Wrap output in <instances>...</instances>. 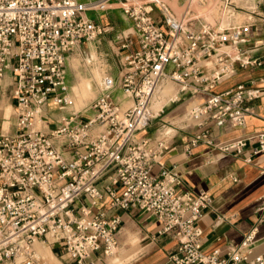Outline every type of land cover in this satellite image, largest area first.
Returning <instances> with one entry per match:
<instances>
[{
	"label": "built area",
	"instance_id": "built-area-1",
	"mask_svg": "<svg viewBox=\"0 0 264 264\" xmlns=\"http://www.w3.org/2000/svg\"><path fill=\"white\" fill-rule=\"evenodd\" d=\"M223 3L222 18L210 24L189 7L177 18L163 0H0V98L11 72L16 119L15 133H0V264H54L38 253V242L56 245L60 264H99L119 246L123 223L113 211L130 210L155 219L158 236L176 243L165 264H264V255H254V233L225 257L204 252L200 221L210 196L181 191L177 166L152 173L170 134L139 137L187 97L202 101L180 122L184 127L162 124L156 132L193 124L191 147L214 144L212 125L243 127L253 114L247 103L261 96L257 91H217L240 69L262 65L243 48L252 25L233 23L236 2ZM114 5L133 22L131 34L116 37L120 75L102 79L92 115L80 120L66 81L68 56L110 32L88 13ZM168 82L177 98L154 115V96ZM50 102L71 111L53 129L44 115ZM259 144L253 155L264 151V136Z\"/></svg>",
	"mask_w": 264,
	"mask_h": 264
},
{
	"label": "crops",
	"instance_id": "crops-1",
	"mask_svg": "<svg viewBox=\"0 0 264 264\" xmlns=\"http://www.w3.org/2000/svg\"><path fill=\"white\" fill-rule=\"evenodd\" d=\"M78 1L89 3L95 0ZM184 2L179 0L178 4ZM248 4V8H243L236 3L233 23L252 25L253 33L243 48L248 49L250 59L262 65L240 69L233 78L219 86L227 85L226 87H218L217 91L236 89L239 86L257 91L261 96L247 103L253 114L247 117L243 127L231 129L212 125L214 144L200 143L196 147H191L190 143L198 129L193 124L186 129L174 128L176 126L183 128L184 125L180 124L182 120L172 123V119L181 114L173 115L180 106L172 109L170 106L167 118H161L160 125L175 124L176 126L170 128L172 133L166 131L170 134L166 136L169 138V148L153 163L152 169L154 175H159L162 168L177 166L183 175L181 191L194 195L205 192L210 196L211 205L203 211L200 221L203 231L202 242L207 255L218 252L221 257L226 256L230 245H239L249 233L255 235L254 255H264V151L253 155V150L260 146V137L264 136V0H249ZM238 11H243L242 13L247 17L246 21L239 22L235 17ZM88 17L97 23L110 26L111 33L115 34V37L128 29H133V22L118 5H114L104 13L89 12ZM153 17L159 19V13L155 12ZM255 43L260 44L254 49ZM120 70L121 67L113 75L118 77ZM12 82L13 75L11 72L6 73L3 80L5 93L0 98V113L7 105L14 110ZM117 95L121 97V92H117ZM192 100L185 101L188 103L186 108L196 102ZM50 104L44 110V115L49 128L53 129L59 119L69 115L71 111L61 112L54 104ZM51 107L56 110L54 113L51 112ZM14 122L10 128L11 134L16 131V119ZM3 124L0 121V133H6ZM157 129L152 124L139 136L154 139ZM237 142L245 143L241 153H238L237 149L225 151V147ZM248 159H251V162H248ZM105 183L102 182L100 187ZM115 212L122 219V229L127 230L128 239L130 235L135 239L136 236L132 232H136L141 237L140 247L148 249L135 264H165L168 261L170 254L175 251L176 243L166 237L158 236L159 224L155 219L135 210L113 211ZM55 246L49 247L52 257L58 255Z\"/></svg>",
	"mask_w": 264,
	"mask_h": 264
},
{
	"label": "rangeland",
	"instance_id": "rangeland-1",
	"mask_svg": "<svg viewBox=\"0 0 264 264\" xmlns=\"http://www.w3.org/2000/svg\"><path fill=\"white\" fill-rule=\"evenodd\" d=\"M163 1L169 5V7L171 8V10L173 11V13L175 14L177 18H181L184 15L185 10L188 8L187 0H184L185 2L180 3V4H178V0H163ZM223 1L224 0H219L218 3H216V5L212 7V10H215L217 8V11H218L216 16L212 18L213 21L211 18L210 19L205 18V17H200V18L210 24H215L217 21H219L222 18V13L225 12L224 9L222 8V5L224 4ZM233 1H235L240 7H243V8L249 7V4H248L249 0H233ZM178 5L182 8L180 12L177 11ZM182 5L184 6V8ZM238 12L239 13H237L235 17L239 20V22L246 21L247 17L246 15L242 13L243 11H238ZM111 31L112 30H110V32L105 36V39L102 38L96 43H84L74 52L70 53V55L68 56V60L66 64V81L69 87L71 88V96L73 97L74 103H75L73 107V111L81 113L80 120L89 118L92 115V111L89 110V107L91 103L99 96V84L102 81V79L106 75L114 76L113 73H115L120 67V57L118 56V49H117L119 47V44L116 42L115 34H112ZM132 31L133 29H128L125 31V33L129 35L132 33ZM94 71H97L101 75L100 80L95 77ZM119 75H120V72L118 73V77ZM87 80L91 81V93H90V96L85 98L84 102L79 106L77 105V102H76V98L78 95L75 92V90H73V88L75 86L80 87V84ZM170 85L173 87L174 91H177V88L173 83H170ZM226 86L227 85H223L219 88H222V87L224 88ZM165 87L166 88L163 89L164 93L161 92L159 94L160 95L159 98L162 103L169 102L170 98L172 97V93L170 94V92L167 90L166 85ZM201 99L202 97L199 98L197 102H194L190 106L192 107L196 103H199L200 102L199 100ZM187 100H188V97H187ZM50 103H51L50 105L53 104L52 102ZM187 104L188 103H185V101H180L176 103L175 105L171 106V109L172 107L180 106V109H178L177 112L173 114L174 116H176L177 114H181V115L176 116L174 119H172V123L174 122L177 123L180 120L186 119L185 115L191 108V107L186 108ZM50 109H51V112L53 111L52 113L56 111L52 107ZM7 110H10L11 112L8 122L5 119V113L7 112ZM169 111L170 109L165 110V112L161 114V116L157 120L153 121L152 123L153 127L156 126V128H159L161 126L160 119L163 117L167 118ZM14 119H15L14 110L12 109L10 105H7L0 113V121H1V124L4 123L3 127L6 132L11 133L10 128L15 123ZM170 128L171 127H167L164 130H160L157 133V135H161V133L165 135L166 131L167 133H172V130ZM126 232H127L126 229H122L121 234H120V244L117 248V254L115 255V257L113 258H111L112 256L105 257L103 261L99 264H135L136 262L140 261V259L143 257V254H145V252L148 249H144L140 247L141 237L138 233L132 232L134 233L136 238L134 239V236L130 235L128 239V235L126 234ZM44 246L49 247L47 244H44ZM57 248H58L57 246L54 247L55 250ZM48 255L51 256L52 254L48 253ZM46 259L51 261L50 257ZM52 263L60 264L59 262H56L54 260H52Z\"/></svg>",
	"mask_w": 264,
	"mask_h": 264
},
{
	"label": "bare ground",
	"instance_id": "bare-ground-1",
	"mask_svg": "<svg viewBox=\"0 0 264 264\" xmlns=\"http://www.w3.org/2000/svg\"><path fill=\"white\" fill-rule=\"evenodd\" d=\"M218 1L219 0H213V1L212 0H207L206 3H202L200 0H189L188 1V7L194 11L193 15L195 17H198V18L205 17V18H209V19L211 18L212 19V18H214L216 16V14L218 12L217 8L215 10H212V7L215 6L216 3H218ZM183 8H184V6H183ZM181 9L182 8L178 5L177 11L180 12ZM212 21H213V19H212ZM94 73H95V77L100 80L101 79V75L97 71H94ZM165 85L167 86V90L170 92V94L172 93V97L170 98V100L177 98V91H174L173 87L170 85L169 82L168 83H164L158 89V91L156 92V94L154 96V99H153L152 112H153L154 115H157L160 112V110L163 107L167 106L168 103L170 102L169 101V102H166V103H162L160 101V98H159L160 97L159 94L161 92L164 93L163 89L166 88ZM73 90H75V92L78 95L77 98H76V102H77V105L80 106L84 102L85 98L90 96V93H91V81L90 80L84 81V82H82L80 84V87L75 86L73 88ZM10 113H11L10 110H7V112L5 113V119H6L7 122L9 121ZM36 249H37L38 253L40 255H42L44 258L50 257L51 261L54 260V261L58 262L57 257H54V256L52 257V256L48 255V253H52L51 249L49 247L44 246V244L42 242H38L36 244ZM116 254H117V250H116L115 254L111 258L115 257Z\"/></svg>",
	"mask_w": 264,
	"mask_h": 264
}]
</instances>
